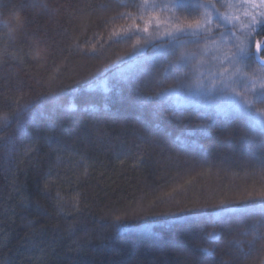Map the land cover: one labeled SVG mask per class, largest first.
Returning <instances> with one entry per match:
<instances>
[{
    "label": "trees",
    "instance_id": "trees-1",
    "mask_svg": "<svg viewBox=\"0 0 264 264\" xmlns=\"http://www.w3.org/2000/svg\"><path fill=\"white\" fill-rule=\"evenodd\" d=\"M221 2L222 13L242 16ZM141 9L142 0H0V264H220L235 251L229 241L250 238L224 224L210 239L207 217L221 202L264 193V164L248 157L254 148L229 157L238 147L220 136L260 129L246 116L138 106L134 85L112 88L120 70L144 59L133 56L141 36L115 35ZM252 37L264 46V26ZM165 43L146 44L144 54ZM247 71L264 67L254 60ZM172 82L170 73L165 86ZM137 83L154 94V81ZM50 85L64 89L60 107L17 119ZM251 249L257 255L246 246L238 264H264V240Z\"/></svg>",
    "mask_w": 264,
    "mask_h": 264
},
{
    "label": "snow or ice",
    "instance_id": "snow-or-ice-1",
    "mask_svg": "<svg viewBox=\"0 0 264 264\" xmlns=\"http://www.w3.org/2000/svg\"><path fill=\"white\" fill-rule=\"evenodd\" d=\"M142 7L146 11L172 8L178 15L169 18L173 27L165 32L166 43L156 46L151 56L145 55L143 51L149 41L133 46V56L141 55L144 59L138 66L129 65L127 70H120L112 88L116 89L121 82L134 85V102L138 106L154 104L156 109H160L169 105L177 112L189 105L214 107L215 114L225 120L232 116H246L251 128L264 131V109L255 106L257 103L264 104V78L251 77L244 94L232 87L239 76L247 75L244 70L250 66V62L260 60L264 67V57L259 52L251 51L253 33L258 27L264 26V0H237L234 4L224 3L222 0L221 7L236 8L242 16L222 13L214 0H167L166 3H161L160 0H142ZM181 16L185 19L191 17L192 22L182 24ZM220 28H225L226 32L219 33L220 40L217 41L213 36L216 35L215 30ZM141 31L148 33L149 29H129L115 35L123 39ZM210 44L212 48H209ZM209 53L212 62L205 59ZM170 56L175 59L170 60ZM164 64L167 67L158 77L155 76L153 69ZM178 68H187L188 71L178 73ZM170 73L173 82L165 86ZM145 78L154 81L156 90L153 95H145L141 85L137 83ZM73 87L79 88L80 85ZM108 90L105 86V91ZM63 91L61 86L50 85L49 91L24 104L18 110L16 118L27 115L29 119H34L37 114L43 115L46 108H59ZM104 108L107 109V105ZM84 110L95 112L100 109L96 105H89ZM20 130L24 131L23 125ZM201 132L207 134V129L201 128ZM207 220L211 225V231L207 233L210 239H218L217 227L222 228L224 224L246 226L239 235L250 238L230 241L229 245L235 251L226 253L229 259L220 261V264H238L246 246L251 249L257 240H264V193L258 198L250 195L236 205L221 202L216 215L208 216Z\"/></svg>",
    "mask_w": 264,
    "mask_h": 264
},
{
    "label": "rangeland",
    "instance_id": "rangeland-1",
    "mask_svg": "<svg viewBox=\"0 0 264 264\" xmlns=\"http://www.w3.org/2000/svg\"><path fill=\"white\" fill-rule=\"evenodd\" d=\"M160 2L166 3L167 0H160ZM234 2H237V0H235ZM229 10H231V9H229ZM232 11L235 13L238 12V10L236 8H232ZM174 15H178V13H176L175 10L172 8H167V9H163V10H156V11H146L142 7L140 18L138 20H134V21L130 22V24H127L124 28L121 27L118 31H124V30H129V29L135 31L137 28L143 29L144 27H148V29H149L148 33H144L141 31V32H137L135 35L141 36V38L144 42H145V40L149 41V43H147V45H152L156 42H160V41L165 40L164 39L165 32L170 30L173 27V22L170 21L169 18L174 16ZM188 19H185L183 16H181L180 22L182 24L192 22L191 17H189ZM157 24H159V27H156ZM215 31H216V35L213 36V39L219 41L220 40L219 33L226 32V29L220 28V29H216ZM252 43H253V45H252ZM260 44H261L260 42H255V40L252 37L251 49H253L254 45H255V49H256V46L260 45ZM189 47H193V46L189 45ZM209 48H212L211 44L209 45ZM254 53H255V50H254ZM262 53H263V51H262ZM205 59L208 60L209 62H212L211 61V53H209V55L206 56ZM247 68L244 70V72L246 74L248 72ZM183 69L188 71L187 68H183ZM253 76H255L257 79L264 78V73L262 71H255L251 75H250V73L247 75H241L236 79V83L234 85H232V87H234L236 89V91L240 92L241 94H244L247 90V86L250 84L251 77H253ZM255 106L257 108L264 109V104L257 103ZM188 107H193L195 109L204 110V111L207 110V111L215 113L214 107H203L200 105H189ZM262 132H263L262 137H259V135L262 134ZM262 132L259 130V132H257V135L256 134L251 135V134H248V132L246 131V128L244 126H240V128H238L236 126L232 129V131L231 130L230 131L223 130V132L220 136H221L222 140H224V142H222V143H225L231 147L232 146L238 147L237 148L238 150H236L237 152L236 153L235 152L230 153L229 157H232L234 155H238V153H239L238 151L241 152L243 150L242 146L248 144L254 148L251 151H249L251 153V155L248 156L249 159L251 158L254 160V162L257 161L259 163L264 164V160H262V159H264V148L262 150L260 149L262 147L260 143L263 142V145H264V141H263L264 140V131H262ZM236 134L238 136H236ZM216 136H217V133L214 134V137H216ZM210 152L211 153L209 155L211 156L212 150ZM209 155H208V157H209ZM203 158L205 159L206 163L209 162L210 164H212V162H210V160H211L210 158L209 159H206L205 157H203ZM225 162L228 165L230 163L229 161L227 162V159H225ZM249 162H250V160H248L244 163L247 166L249 164ZM236 163L238 164L237 161H235V162L233 161L232 165H235ZM221 168L222 169L224 168L223 170L228 169L227 167H221ZM184 225H187V224H184ZM225 225H226V228L230 231V233H233V234L241 232L242 228H243L242 225H231V226L228 224H225ZM240 227H242V228H240ZM250 250L255 255H257V253L255 252L254 249H250ZM254 254H253V256H255ZM246 260L247 259H245L244 261H246ZM215 263L216 262H214V261L213 262L208 261L206 264H215Z\"/></svg>",
    "mask_w": 264,
    "mask_h": 264
},
{
    "label": "water",
    "instance_id": "water-1",
    "mask_svg": "<svg viewBox=\"0 0 264 264\" xmlns=\"http://www.w3.org/2000/svg\"><path fill=\"white\" fill-rule=\"evenodd\" d=\"M264 50V46H262L261 44L260 45H257L256 46V49H255V53L259 52V55L262 57V51ZM260 65H261V61L260 60H256Z\"/></svg>",
    "mask_w": 264,
    "mask_h": 264
}]
</instances>
